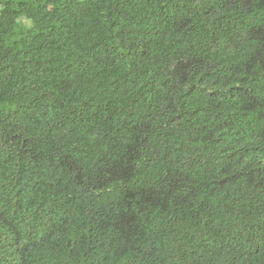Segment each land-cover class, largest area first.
<instances>
[{
  "label": "trees",
  "instance_id": "16d2710c",
  "mask_svg": "<svg viewBox=\"0 0 264 264\" xmlns=\"http://www.w3.org/2000/svg\"><path fill=\"white\" fill-rule=\"evenodd\" d=\"M0 264H264V0H0Z\"/></svg>",
  "mask_w": 264,
  "mask_h": 264
}]
</instances>
